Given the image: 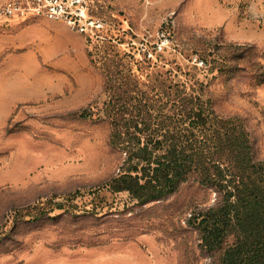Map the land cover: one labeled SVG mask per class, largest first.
<instances>
[{"label":"rangeland","instance_id":"374dc122","mask_svg":"<svg viewBox=\"0 0 264 264\" xmlns=\"http://www.w3.org/2000/svg\"><path fill=\"white\" fill-rule=\"evenodd\" d=\"M226 4L239 15L229 30L202 24L211 2L194 0H95L88 31L0 19V264H218L185 223L212 190L191 179L138 205L105 188L118 156L98 54L108 41L142 80L208 84L264 160V0Z\"/></svg>","mask_w":264,"mask_h":264},{"label":"trees","instance_id":"16d2710c","mask_svg":"<svg viewBox=\"0 0 264 264\" xmlns=\"http://www.w3.org/2000/svg\"><path fill=\"white\" fill-rule=\"evenodd\" d=\"M106 43L98 54L108 95L101 111L118 171L105 188L146 205L196 180L217 195L185 218L201 251L218 264H264V160L243 118L220 113L219 94L195 77L189 92L169 77L142 80Z\"/></svg>","mask_w":264,"mask_h":264},{"label":"built area","instance_id":"2783aa9c","mask_svg":"<svg viewBox=\"0 0 264 264\" xmlns=\"http://www.w3.org/2000/svg\"><path fill=\"white\" fill-rule=\"evenodd\" d=\"M93 3L95 0H6L0 6V19L61 20L73 29L88 31L99 25L90 12Z\"/></svg>","mask_w":264,"mask_h":264},{"label":"crops","instance_id":"0c3cea01","mask_svg":"<svg viewBox=\"0 0 264 264\" xmlns=\"http://www.w3.org/2000/svg\"><path fill=\"white\" fill-rule=\"evenodd\" d=\"M200 7L204 1L211 2L210 7L206 8V11H202L201 23L206 26H218L224 25L226 29L239 21V15L234 6L229 7L228 4L234 0H222L223 4H213L218 0H194ZM212 7V9H211ZM201 9V8H200ZM202 10V9H201ZM51 20V19H49Z\"/></svg>","mask_w":264,"mask_h":264}]
</instances>
